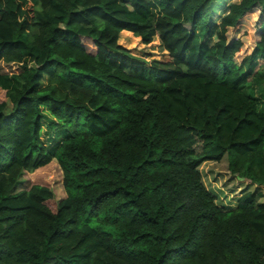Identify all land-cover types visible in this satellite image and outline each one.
<instances>
[{"label": "trees", "instance_id": "trees-1", "mask_svg": "<svg viewBox=\"0 0 264 264\" xmlns=\"http://www.w3.org/2000/svg\"><path fill=\"white\" fill-rule=\"evenodd\" d=\"M211 2L0 0V62L20 81L0 94V264H264L261 191L224 210L197 169L225 155L232 176L264 186V117L242 89L264 66V0L216 22ZM154 36L166 55L150 61L120 45ZM43 119L68 134L53 149ZM51 160L62 198L14 191Z\"/></svg>", "mask_w": 264, "mask_h": 264}, {"label": "rangeland", "instance_id": "rangeland-1", "mask_svg": "<svg viewBox=\"0 0 264 264\" xmlns=\"http://www.w3.org/2000/svg\"><path fill=\"white\" fill-rule=\"evenodd\" d=\"M238 0H212L210 20L216 22L219 17L226 11L227 6L231 2ZM150 16L155 13V6L150 4ZM257 12L253 11L245 16L240 25V29L234 33L235 37L242 40L240 51L235 55L234 59L239 61L240 57L248 53L256 39L254 31V22L257 17ZM188 27V24L185 25ZM232 32H229L230 35ZM157 40H153L148 44H141L140 40H134L133 45L120 44L129 51L130 54L141 57L146 61L157 59L165 56V52H160L156 49ZM257 68V66H256ZM18 69L14 64H6L0 62V94L3 93L4 87L13 89L20 84L17 76ZM261 78H253L247 85L242 87L246 93L254 95L257 101V109L264 117V66L260 68ZM55 120L43 119L40 128V140L48 148L53 149L58 142L67 137V132L58 126ZM200 179L205 189L211 192L214 196V203L217 207L228 210L234 207L236 199L241 193L247 190H259L262 193L261 201H264V186L252 185L248 180L239 179L232 176L227 170L226 157L223 155L218 161H203L198 166ZM60 170L54 160L49 163L34 169L31 172H22L14 187V191L26 190L31 184L43 185L49 188L52 192L53 199L57 201L63 197V191L60 184Z\"/></svg>", "mask_w": 264, "mask_h": 264}, {"label": "crops", "instance_id": "crops-1", "mask_svg": "<svg viewBox=\"0 0 264 264\" xmlns=\"http://www.w3.org/2000/svg\"><path fill=\"white\" fill-rule=\"evenodd\" d=\"M121 32H129V31L122 29V30L119 31L118 35H119ZM129 33H130V32H129ZM130 34H131V33H130ZM138 38H139V37H138ZM153 38H156V36H154ZM153 38H152V40H153ZM156 40H157V38H156ZM155 44L157 45V43H155Z\"/></svg>", "mask_w": 264, "mask_h": 264}]
</instances>
